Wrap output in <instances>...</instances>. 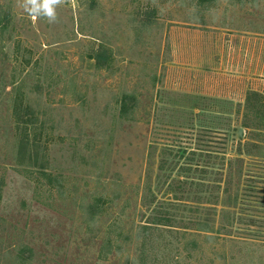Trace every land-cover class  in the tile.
<instances>
[{
  "label": "rangeland",
  "instance_id": "374dc122",
  "mask_svg": "<svg viewBox=\"0 0 264 264\" xmlns=\"http://www.w3.org/2000/svg\"><path fill=\"white\" fill-rule=\"evenodd\" d=\"M58 11L0 0V264H264V0Z\"/></svg>",
  "mask_w": 264,
  "mask_h": 264
},
{
  "label": "clouds",
  "instance_id": "9594fccd",
  "mask_svg": "<svg viewBox=\"0 0 264 264\" xmlns=\"http://www.w3.org/2000/svg\"><path fill=\"white\" fill-rule=\"evenodd\" d=\"M68 0H17L18 6L33 19H43L48 24L60 22L59 9Z\"/></svg>",
  "mask_w": 264,
  "mask_h": 264
},
{
  "label": "trees",
  "instance_id": "16d2710c",
  "mask_svg": "<svg viewBox=\"0 0 264 264\" xmlns=\"http://www.w3.org/2000/svg\"><path fill=\"white\" fill-rule=\"evenodd\" d=\"M95 60H96V65H97L98 67H100V65H101L102 62H103L102 55H101V54H97V55L95 56Z\"/></svg>",
  "mask_w": 264,
  "mask_h": 264
}]
</instances>
